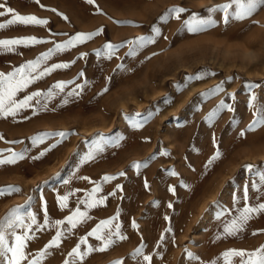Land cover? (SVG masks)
Segmentation results:
<instances>
[{
    "label": "rangeland",
    "instance_id": "obj_1",
    "mask_svg": "<svg viewBox=\"0 0 264 264\" xmlns=\"http://www.w3.org/2000/svg\"><path fill=\"white\" fill-rule=\"evenodd\" d=\"M0 5V12L11 8L48 21L44 26L16 24L0 30V40L44 41L11 52L0 50L4 74L36 61L78 33L103 30L42 62L38 71L69 66L17 94L16 99L23 100L42 93L31 107L0 118V159L12 153L24 156L0 166V221L18 209L43 225L45 207L49 221H64L77 208L85 211L81 201L100 186L96 199L104 203L87 209L90 218L71 232L62 225L60 246L49 249L42 264H81L69 255L72 249L82 237L87 244H80L81 251L98 246L88 233L117 216L112 227L119 224L127 239L93 252L82 264H149L143 256H134L137 248L151 257L150 264H224L222 254L228 250L250 252L264 246V213L254 216L238 236L224 233L225 225L246 205L264 203V126L248 130L254 119L251 97H256L257 109L264 108V7L236 20L233 0H0ZM223 5L231 7L225 12ZM174 8L184 9L179 19L170 13ZM11 18L0 16V23ZM194 18L209 23L191 31ZM139 37L153 42L142 47L129 43ZM106 44L122 46L111 58L97 55L105 52ZM133 47L135 54L128 55ZM58 83L65 85L62 91L54 87ZM218 86L221 91L206 95ZM221 101L233 111L225 109L214 122H206ZM134 123L141 126L134 128ZM38 137L42 142L34 144ZM97 147L103 150L85 162ZM217 150L220 159L206 168ZM145 162L146 167H133ZM105 176L115 178L105 183ZM65 195L67 207L61 210L58 197ZM35 227L29 234L36 238L25 248L29 259L57 231L52 224L42 231ZM17 231L23 234V229ZM233 264H239L238 257Z\"/></svg>",
    "mask_w": 264,
    "mask_h": 264
},
{
    "label": "snow or ice",
    "instance_id": "obj_2",
    "mask_svg": "<svg viewBox=\"0 0 264 264\" xmlns=\"http://www.w3.org/2000/svg\"><path fill=\"white\" fill-rule=\"evenodd\" d=\"M37 4H39V0H35ZM87 3L94 4V0H87ZM233 3L237 5L238 11L235 15L236 20H242L251 16L255 11H257L258 7H264V0H233ZM2 7V5H0ZM43 7V5H41ZM225 12L227 9L231 7V5H223L221 6ZM99 11V9H97ZM52 11H55L53 9ZM184 11L182 8H174L170 10L171 14H174L176 19L180 18V14ZM5 14H11L12 18L9 19L6 23H0V30L7 28L12 25L21 24V25H33V26H44L48 23L46 20H42L37 18L34 15H20L15 13L11 8L6 9V12H0V16ZM59 15V13H58ZM65 20L67 17H63ZM167 17H163L162 19H166ZM194 23L189 24V28L191 31H198L201 26L209 23L205 20H196L194 18ZM224 22H228V17L226 16ZM188 23V22H186ZM102 29L98 30L96 33H78L75 37L70 38L62 45H56L53 49H50L48 53L42 54L40 58L36 61H29L27 64L22 67L14 70L11 73L4 74L0 73V118H8L15 117L17 113L24 109L31 107V101L36 97H40L42 93L34 92L31 95L26 96L23 100H17V94L23 91L28 85L35 83L37 80L42 79L45 75H50L52 71L58 68H66L69 65L67 64H56L51 67H45L43 70L38 71L42 62H46L55 52L64 51L75 47L77 44L85 43L88 40L93 39L94 35H99L102 33ZM154 31L159 34L158 29H154ZM44 41L38 40L35 37H22L15 39H4L0 40V50L2 51H15L16 46H29L34 44L43 43ZM152 40H148L145 37H139L135 41H131L129 43L134 46L142 47L146 43H151ZM122 45H105V52H97V55H106L107 58H111L112 55L121 47ZM135 54V47L130 48L128 55ZM35 73V75H34ZM83 75V73H81ZM200 77H195V79H199ZM55 88L60 89L61 91L65 87L63 83H58L54 86ZM252 87V86H249ZM222 89L218 86L216 89L210 90L206 95L212 96L221 91ZM106 91V90H105ZM71 94V93H70ZM48 97L52 96L51 90L48 92ZM256 97L252 96L249 101V109L253 110L254 119L252 123L248 125V130H255L258 126H264V108H256L255 105ZM39 103V100H37ZM66 103V101H65ZM227 109L228 111H233V108L230 105L225 104L223 101L210 112L206 117V122L212 123L218 117V114ZM134 128L140 127L141 125L138 123H134L132 125ZM61 137H64L66 134L60 133ZM244 135V132H241V136ZM43 137H38L33 140L34 144L42 142ZM103 149L97 147L92 152L86 156L85 162L88 160L95 159V155L97 152L102 151ZM44 153H41L43 156ZM161 155H167V153H161ZM219 150L208 160L206 164V168L211 166L216 160L220 159ZM24 159L23 154L12 153L6 159H0V166L5 164H14L18 160ZM39 159V157H36ZM147 162L144 164H134L133 167L136 169H140L142 167H146ZM248 170H251V166H248ZM170 175H176L174 171L169 172ZM119 175L123 176L124 173H120ZM115 177L105 176L103 180L105 183L114 179ZM84 179H87L86 177ZM262 183H264V177L261 178ZM67 183V181L65 182ZM119 187V186H118ZM145 187L147 188V182H145ZM255 188V185H253ZM258 192L261 189H256ZM9 191H19L18 189H10ZM100 191V186H97L92 190L91 193L88 194L87 199L81 201V203L85 204V211H81L77 208L71 215L67 216L64 221H49L46 207H45V219L44 224L40 225L36 223L35 215L29 213L27 217L20 215L19 210H13L10 214V217L5 221H0V264H23V261L27 260L28 264H42L43 259L49 254V249L58 248L60 246L62 238H64L65 233L60 230L62 225L68 226V231L78 227V225L82 223H86L90 218L88 216L87 209H91L97 206H100L104 203L103 199H96V193ZM169 191L173 193L175 190L170 188ZM0 195H3V192H0ZM114 195V193H113ZM245 201L248 200L247 188L245 189ZM68 196L65 195L63 197H58V204L63 210L67 207ZM172 205L169 204V207ZM264 213V203H259L255 206L246 205L241 211L240 215L231 220L224 227V233L227 236H238L241 232H243L248 222L254 218V216ZM28 219L31 221L30 224H25V220ZM118 219L117 217L109 218L108 220L101 221L91 232L88 233V236L94 237L97 241H99L98 246H88L86 250L81 251L80 244H87V238L82 237L80 239V244H78L75 248L72 249V252L69 254L72 257H75L78 261L83 262L85 258L91 255L93 252H104L111 248L118 241H122L127 239L126 236L122 235L119 231L120 225L116 224L115 228L112 227L113 221ZM167 219V217H166ZM49 224H52L53 227L57 228L55 236L49 243L32 259L28 258V255L25 253V248L27 247V242L35 239L34 235H30L29 233L33 232L32 225H35V231H42L43 228L47 227ZM133 227H136L135 222H133ZM17 229H23V234H20ZM256 233H253L255 235ZM115 237L116 239H113ZM219 238V237H218ZM187 255L192 256L191 253H187ZM224 264H233V258H239V264H264V246L254 250V251H245V250H228L223 253ZM135 257L143 256V260L151 261L150 256L143 255L142 248H137L135 253ZM193 259H198L197 257H193ZM65 264H69V261H65ZM115 264H123L122 261H117ZM212 264H216L215 261Z\"/></svg>",
    "mask_w": 264,
    "mask_h": 264
},
{
    "label": "bare ground",
    "instance_id": "obj_3",
    "mask_svg": "<svg viewBox=\"0 0 264 264\" xmlns=\"http://www.w3.org/2000/svg\"><path fill=\"white\" fill-rule=\"evenodd\" d=\"M221 222H222V220H220V223H221ZM218 224H219V223H218ZM218 224H217V225H218ZM218 226H219V225H218ZM218 226H217V227H218ZM213 230H214V228H213Z\"/></svg>",
    "mask_w": 264,
    "mask_h": 264
}]
</instances>
